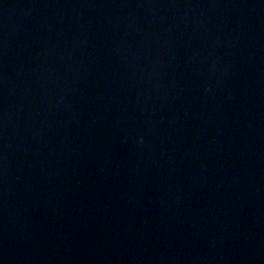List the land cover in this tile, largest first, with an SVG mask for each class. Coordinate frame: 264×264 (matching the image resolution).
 Instances as JSON below:
<instances>
[{"label":"water","instance_id":"obj_1","mask_svg":"<svg viewBox=\"0 0 264 264\" xmlns=\"http://www.w3.org/2000/svg\"><path fill=\"white\" fill-rule=\"evenodd\" d=\"M0 264H264V0H0Z\"/></svg>","mask_w":264,"mask_h":264}]
</instances>
